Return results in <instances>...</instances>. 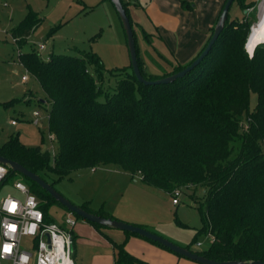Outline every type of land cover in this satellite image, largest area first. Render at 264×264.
Listing matches in <instances>:
<instances>
[{
    "label": "trees",
    "instance_id": "obj_1",
    "mask_svg": "<svg viewBox=\"0 0 264 264\" xmlns=\"http://www.w3.org/2000/svg\"><path fill=\"white\" fill-rule=\"evenodd\" d=\"M121 2L128 15L130 2ZM233 2L241 10L252 4ZM179 4L184 10L193 8L187 0H179ZM39 23L37 12L28 6L24 17L10 29L13 40L20 46ZM250 24L245 16L231 19L228 13L206 56L170 83L143 84L130 63L106 69L99 55L91 51L75 48L76 54L50 53L46 60L34 49L20 52L19 62L37 79L50 105L47 127L58 148L51 155L11 136L0 145V155L44 180L48 171L60 179L76 169L114 163L132 175L138 174L145 185L170 195L176 188L200 187L202 226L190 243L199 233L209 234L212 242L206 249L194 251L213 260L264 261V42L256 44L248 55L245 42ZM213 25L187 62L165 58L167 68L159 75L144 72L135 42L143 77L153 80L181 70L205 47ZM110 75H118L113 85L109 84ZM252 92L256 103L250 107ZM242 116L245 125L241 124ZM13 174L8 169L0 185ZM25 179L38 199L44 221L54 222L48 205L60 203L39 184ZM79 206L113 218L101 208L90 207L88 201ZM85 221L101 232L106 227ZM60 225L66 227L64 222ZM70 231L74 240V230ZM123 232L121 242L109 239L114 264H150L125 248L129 236L140 235Z\"/></svg>",
    "mask_w": 264,
    "mask_h": 264
},
{
    "label": "rangeland",
    "instance_id": "obj_2",
    "mask_svg": "<svg viewBox=\"0 0 264 264\" xmlns=\"http://www.w3.org/2000/svg\"><path fill=\"white\" fill-rule=\"evenodd\" d=\"M125 1L130 2L128 16L132 20L144 72L159 75L167 68L165 58L172 60V56L158 36L152 2ZM244 1L252 4L241 10L233 2L229 14L231 19L241 20L245 16L251 22L250 28L258 20L262 0ZM28 6L37 12L40 23L19 46L13 40L10 29L24 17ZM51 29L54 30L50 32ZM39 43L43 44L42 49L38 48ZM75 48L98 54L106 69L120 68L130 63L123 25L111 0H0V145L9 137L17 136L25 146H38L41 150H48L51 155L57 151V143L47 127L50 105L45 101L37 79L19 62L18 54L34 49L40 59L46 60L50 53L76 54ZM22 75L26 78L23 79ZM117 76H109L110 85L114 84ZM255 103L256 94L252 92L250 107ZM34 111L39 115L37 123L33 121ZM241 124L245 125L244 116L241 117ZM45 178L49 183L55 179L52 186L72 203L79 205L88 201L93 209L101 208L107 215L127 223L146 221L147 224L143 225L149 230L177 245L203 250L212 242L209 234L199 233L195 242L190 243L196 230L202 226L199 203L203 191L200 187H182L178 203L174 204L172 195L145 185L138 174L132 175L114 163L100 164L92 169H76L60 179L48 171ZM16 179L28 185L21 174L15 173L0 185V197L6 193L18 194L12 186ZM66 213L67 210L60 204L52 202L48 205V215L54 222L63 223ZM75 219L72 227L75 234L74 263L114 264V249L112 251L109 238L101 233L96 236L83 231L79 228L80 224L90 223L79 217ZM103 232L124 234L111 227H103ZM30 239L23 237L21 248H31L28 245ZM31 250L34 254V249ZM94 253H104L103 259L94 260ZM171 254L179 258L174 252ZM160 258L161 263L175 264L165 257ZM180 258V264H202L184 256ZM0 264H10V261L0 259Z\"/></svg>",
    "mask_w": 264,
    "mask_h": 264
},
{
    "label": "built area",
    "instance_id": "obj_3",
    "mask_svg": "<svg viewBox=\"0 0 264 264\" xmlns=\"http://www.w3.org/2000/svg\"><path fill=\"white\" fill-rule=\"evenodd\" d=\"M38 48L42 49L43 44L39 43ZM34 116L33 121L37 123V111ZM11 122L15 123V120ZM7 172L8 168L0 163V183ZM12 186L18 194L6 193L0 197V259L9 260L10 264H75L70 229L76 219L72 212L65 215L66 227L57 222H45L38 199L29 186L21 179L14 180ZM180 194V189L173 190L172 203H178ZM25 236L31 238L28 242L31 248H21Z\"/></svg>",
    "mask_w": 264,
    "mask_h": 264
},
{
    "label": "crops",
    "instance_id": "obj_4",
    "mask_svg": "<svg viewBox=\"0 0 264 264\" xmlns=\"http://www.w3.org/2000/svg\"><path fill=\"white\" fill-rule=\"evenodd\" d=\"M187 1L192 2L191 10L182 9L179 0H151L158 36L170 51L172 58L180 63L187 62L203 44L223 2V0ZM139 222L141 223L138 224H147L146 221ZM79 228L96 236L101 233L103 237L114 242H121L125 238V234L113 233L111 235L108 232H104V234L92 224H80ZM125 248L134 256L150 262V264H164L161 263L160 257H165L170 262L174 261L175 264H180L182 261L180 256L179 258L173 256L171 252L140 236H129L126 239ZM103 254L94 253L92 256L95 257L94 260H99L103 259Z\"/></svg>",
    "mask_w": 264,
    "mask_h": 264
},
{
    "label": "water",
    "instance_id": "obj_5",
    "mask_svg": "<svg viewBox=\"0 0 264 264\" xmlns=\"http://www.w3.org/2000/svg\"><path fill=\"white\" fill-rule=\"evenodd\" d=\"M234 0H225L223 3L221 10L216 18V21L213 25V30L211 33L210 38L207 41V44L202 49V51L194 58L189 64H187L185 67H183L181 70L176 71L174 73L168 74L166 76H162L153 80H148L143 77V75L140 72L138 61H137V53H136V46H135V39L133 35L132 25L129 20V17L126 13L125 8L123 7V4L121 0H111L113 3L118 16L121 19L123 29L126 36V44L128 49V54L130 58V65L131 69L136 76L137 80L142 82L143 84H157V83H170L173 82L176 78L184 76L187 72H189L191 69H193L197 64L200 63V61L206 56L210 48L212 47L213 43L216 41L218 35L223 30L225 21L227 19L229 8ZM246 11V10H244ZM251 30V27L249 28ZM250 33V31H249ZM248 33V35H249ZM247 39V38H246ZM246 47V42H245ZM247 49V48H246ZM253 49V48H252ZM248 53L249 50L247 49ZM0 163L5 165L8 169L15 173L21 174L23 177L28 178L31 181L36 182L39 184L44 190H46L52 198H54L57 202L62 204L66 209H68L70 212H73L77 214L78 216L82 217L85 220H89L91 222L98 223L102 226L116 228L121 231H128L132 233H136L140 236L146 237L148 239L154 240L156 242H159L163 246L167 247L171 251L184 256L186 258H189L191 260L197 261L202 264H264V261L259 259L254 260H213L210 258H207L203 256L202 254L191 250L187 247H183L180 245L175 244L174 242L170 241L167 238H164L161 235H158L152 230H149L145 227L139 226L137 224L133 223H127L115 218L110 217H104L100 216L98 214L86 211L82 207H80L77 204L72 203L69 201L65 196H63L60 192H58L48 181L44 180L39 174L27 169L22 164L8 159L2 155H0Z\"/></svg>",
    "mask_w": 264,
    "mask_h": 264
},
{
    "label": "bare ground",
    "instance_id": "obj_6",
    "mask_svg": "<svg viewBox=\"0 0 264 264\" xmlns=\"http://www.w3.org/2000/svg\"><path fill=\"white\" fill-rule=\"evenodd\" d=\"M261 42H264V0H262L259 6L258 20L252 25L249 36L247 37L246 48L251 52L254 46Z\"/></svg>",
    "mask_w": 264,
    "mask_h": 264
},
{
    "label": "snow or ice",
    "instance_id": "obj_7",
    "mask_svg": "<svg viewBox=\"0 0 264 264\" xmlns=\"http://www.w3.org/2000/svg\"><path fill=\"white\" fill-rule=\"evenodd\" d=\"M7 250V249H6Z\"/></svg>",
    "mask_w": 264,
    "mask_h": 264
}]
</instances>
